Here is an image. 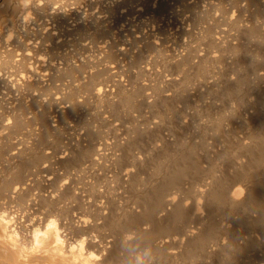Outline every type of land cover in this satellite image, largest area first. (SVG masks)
Masks as SVG:
<instances>
[{
  "label": "bare ground",
  "instance_id": "6f19581e",
  "mask_svg": "<svg viewBox=\"0 0 264 264\" xmlns=\"http://www.w3.org/2000/svg\"><path fill=\"white\" fill-rule=\"evenodd\" d=\"M61 1L62 0H0V86H3L7 91V94L5 91L4 94L1 92L2 96L0 97H5L3 96L5 94L7 95L6 97L9 95V100L6 99V102L8 100V105L0 102L1 110L4 109V111H0V264H128L130 259H135L136 253L133 252V249H136L138 246V250L142 251L143 248L149 244L152 253L151 257L147 260V264H262L259 260H264V24L259 21V18L264 16V0H228L231 3L230 7H236L238 13H235L236 16L234 12L231 15L222 16L224 17L221 23L222 26L224 21L228 26L230 25V27L235 28L234 30L238 37L251 39L248 45L245 46L242 45L243 43L241 44V42H243L242 38L240 44L230 41L229 37L235 38V36L230 35L231 31L229 30V33L228 28H220L221 30H219L217 34L208 32V34L205 35L204 33L202 37L200 36L201 38L199 37L200 42H206L210 47H215V50L216 48L219 49L223 47L231 49V55L229 53V56L224 55L225 53L223 54V52L227 50H223V52L216 50L214 54H211L212 51H210L211 53L208 51L210 55H202V53H204L202 51L201 54H197L195 49L196 45H189L191 44L192 35L189 34L191 36H188L187 33L185 34H187L188 38L191 37L189 38L191 40L188 41L189 44L187 47L184 45L186 49L185 54H183L184 49L182 55L180 54L181 57H179L178 54L175 56L173 53H170V50H165V52H169V55L166 58L163 55V58H165H162V60H164V65L171 72L179 73L181 78L175 77L169 71L171 75L164 81L165 85L167 87H174V89L177 88V90H175L174 93L170 90L171 92L168 93L167 91H163L164 86H161L160 89L163 88L162 92L157 91L155 96H151L152 92L147 93L148 90L151 91L153 89V86L149 84L150 78L148 81L149 83H143L140 78L141 82L137 81L135 85L132 84L134 87H131V90H124L125 86H122L124 83L120 80H116L114 77L116 68H114L115 70L113 71V67L107 65L108 62H106V66L103 65L104 67L100 66L102 67L101 69L98 67L95 69L93 62L86 56H84L86 57L85 59L79 58V60H75L76 58L73 56L74 58H72V60H75V63L72 62L71 57L69 58L67 53V56L64 54V50V53L63 51L60 52L59 47L63 49L65 46L67 47V44L71 46L75 45L76 47L77 44L81 46L80 44L83 43V41L80 43L78 37L80 35H85L87 32L90 33L93 31L92 34L94 35H91L94 36V38L97 37L95 35L103 34V39L109 31L112 32L111 29L108 30L109 25L107 27L104 24L106 21L103 23L104 26L101 22L95 23L94 20V24L88 25L82 23L84 22L83 16V21L79 18L81 23H76L79 20L73 8L71 10H74V12H71L76 14V25L67 23V20L69 21L67 14L73 15L70 12L68 13L72 4L70 1L72 0L68 1L71 3L69 5V10L66 11L64 9L67 14L62 10V6L66 8L67 5L64 7L65 1L63 0L64 4ZM83 1L84 0H80V2ZM98 1L100 2V0ZM119 1L121 2L122 0ZM126 1L127 0H125V4ZM138 1L136 3H138ZM245 1L246 4L253 5V7L255 6V11L252 12L253 14L251 13L252 15H248V17H243V14L245 15V13H243L245 9L243 8L245 6L247 7V5L244 6L242 2L245 3ZM95 2L98 3L96 0ZM103 2L106 4V1ZM167 2L166 0L160 1L159 6L157 8L156 6L155 8L153 7L154 11H152L155 14H159L163 9H168L169 5ZM239 2L241 4H239ZM150 3L149 6H151ZM187 3L186 8L192 6ZM222 3L226 5V2L222 1ZM92 4H94V7L97 6L95 3ZM120 4H124V2ZM197 4L199 3L194 4L197 10L196 14L194 12V15H196L194 19L197 21L205 18L210 11L215 13L218 6V4L214 6V3H212L211 6H209L210 8L208 6V8H204L199 6L200 4ZM88 5L89 7L91 6L90 4ZM145 5L146 3L143 8ZM72 6L74 5L72 4ZM107 6L109 5L107 4ZM124 6L125 5H123V7ZM126 6L125 8H127ZM138 6H136V8ZM99 7L101 6L99 5ZM130 7L133 8L131 5ZM114 8L116 9L115 5L112 8L113 12L115 11L113 10ZM121 8L118 9L120 10ZM138 8L135 15L138 11L140 12L142 10L141 6ZM221 8H219V10ZM86 9H83V11ZM90 9L91 8L86 11H90ZM182 9L181 11L184 10ZM119 10L117 11L118 13H120ZM131 10L130 8V11ZM170 10L171 9H169V11ZM176 10H174V12ZM187 10L186 12H188ZM190 10H193L192 7ZM99 11H101V8H99ZM231 11L229 12L231 13ZM107 12L105 11L106 14H111ZM109 12H111V10H109ZM125 12L124 14L128 16ZM132 12H134V10H132ZM145 12L149 14V11ZM217 12L218 9L216 13ZM220 12H218V14ZM106 14L104 16H107ZM78 15L80 16V14ZM145 15L147 16V13ZM182 15L184 16V13ZM191 15H193V11ZM220 15L217 19H219ZM183 16L180 14V17ZM115 17H117L116 14ZM109 18L112 22H114L113 19H116ZM133 18H131V20ZM136 18V21H138L139 16ZM163 18L160 19L163 21ZM169 18L167 19L169 20ZM178 18L177 21L182 19ZM189 18H191V16H189ZM211 18L212 16H210V19ZM71 19L73 18L71 17ZM99 19L95 20L99 21ZM175 19L176 18L173 20L175 21ZM214 19L217 20L216 17ZM101 20L103 19L101 18ZM119 21L123 22L122 19ZM133 21L135 20H132L131 24H133ZM192 21L194 22L193 19ZM211 21L209 20L210 23ZM30 24L36 25L37 28H33V26L30 27ZM120 24L122 25V23ZM152 24L154 23L152 22L151 25ZM195 24L196 23H194V26ZM50 25H52V27H50ZM115 25L113 27H115ZM144 25L148 26L149 24L144 23ZM171 25L173 26V22ZM171 25L169 24L170 28ZM111 26L112 23L110 27ZM216 26L213 27L216 29ZM145 27L142 28L144 29ZM164 27L166 29V26ZM133 28L131 29L133 30ZM206 28L209 29L208 26ZM137 29L139 30V28ZM171 29H173V27ZM124 30H126V28ZM62 32L68 34V36L72 34H78L79 36L77 37L78 39L72 37L68 39V41H61L60 37H62ZM116 32H118V30H116ZM122 32H120V34H122ZM155 32H158V30ZM183 32L184 30H182V33ZM190 32H192V30ZM203 32L205 31L203 30ZM113 33L114 32L111 34ZM132 34L134 33H131V36H133ZM135 34L137 35L140 33ZM144 34L147 35L148 33L143 32V35ZM198 34L199 33L196 32L194 35L197 37ZM88 35H86V37ZM174 35H176V33ZM115 36L118 38L121 35ZM127 36L123 35L124 38L126 37L125 39H127ZM182 36L185 38L184 36L186 35ZM86 37L83 38L87 39ZM150 38L152 39L153 37ZM170 38H173V36ZM223 38L229 39L228 42L223 40ZM37 40H39V42ZM81 40L83 39L81 38ZM121 40L120 42L122 43L124 40ZM145 40H147L146 37ZM163 40H165V38H163ZM196 40H198V38ZM238 40L239 39H237V41ZM95 41L100 43L102 40L98 42L96 39ZM180 41L181 40L178 42L180 43ZM93 42L92 44H94ZM111 42L113 43V41ZM140 42H142V40H139V43ZM193 42H195V40H192V43ZM64 43L67 44L62 47ZM146 43L147 45L144 46L148 47V52L149 49L151 51V49L157 48V43L153 40L149 39ZM175 43L177 42H174L172 45L175 46ZM206 44L204 45L207 48L208 45L206 46ZM134 45L137 44L134 43ZM204 45L202 44L200 46L202 47ZM108 46L113 45L110 44ZM145 47L143 49L147 51ZM178 47L181 49L183 48L180 45ZM73 48L75 49L74 46ZM87 48H85V50ZM130 48L129 50H131ZM99 49L102 51L101 48H98L97 51H100ZM115 49L117 50L116 47ZM169 49H171V47ZM162 50L164 51V49ZM78 51L80 50L78 49ZM82 51L83 50H81V52ZM110 51H106L108 59H113L116 55V57H121L118 56V54L124 55L125 58V55L128 54L123 48H118L117 53H112V51L110 53ZM155 51L151 52L155 55L154 57H157L156 54H154ZM198 52H200V50ZM82 53L84 54V52ZM129 53L131 56L132 53ZM161 54H159L158 57H160ZM92 55L96 54H91V58L95 57ZM141 55L142 52L140 51L138 54L135 53V60H139L138 58H140ZM144 57L147 58L150 56ZM194 57L202 62L204 61L205 64L210 62V65L207 64L205 67L202 66L201 69V65L197 64V62H193ZM58 59L61 62L57 63ZM98 59L99 58H97V61H99ZM206 59H209V62L205 61ZM141 60L143 59L140 58V61ZM149 60L147 59V61ZM152 60L155 61L153 58ZM147 61L145 60V63ZM127 62L131 64L129 60ZM120 63H123L122 60ZM162 63L163 62H161V64ZM135 64H137V62H135ZM119 65L120 64H117V67ZM135 66L131 68L132 71L138 68L137 65ZM144 66L146 65L143 64V68L140 69V72L148 73V67L150 65H148L147 68ZM162 66L161 68H163ZM155 67L158 66L155 65ZM155 67L153 69H155ZM128 68L130 69V66ZM168 69H166V71ZM119 70L118 72H120ZM128 71L130 70L127 69L126 74ZM162 71H164V69ZM140 72L137 71L138 75ZM197 72L201 75L209 76L208 78H210V76L214 78V81L207 85V90L209 92L206 91L211 94L214 101L202 100L205 90L203 91L201 87L202 84H205L203 83L204 81H197L200 80L202 76L198 75L200 78L196 80L194 84L195 87H190V79L193 78V80H195L194 76ZM120 74H118V76H120ZM130 74L131 71L129 72V75ZM163 74H166L165 71ZM149 75H145L144 78L146 79V76ZM158 75L156 74L157 80L159 79L157 78ZM11 76L15 78H10ZM67 78L71 80L65 81L67 84L65 82L63 83ZM208 78L207 80L209 83ZM151 81L154 82V80ZM108 82L112 83H110V88L108 87ZM106 83L108 85H106ZM62 86L66 87L65 92L63 91L64 89H60L62 92L59 91V88ZM127 86L129 85L126 84V87ZM14 88L16 92H19L17 96L14 95L15 97L12 91ZM1 91H3V89ZM80 93H84L83 96L86 95L85 100L81 97L82 95H80V98L78 97ZM138 95L140 96V105L142 104L155 110L156 113L161 116L160 120L157 118L159 120L157 121V119L154 118L156 122H154L152 126H149L146 121L147 127H142L141 125V127L138 125L135 127L134 125L131 132L129 131L131 135H125L126 137L121 136L124 138L118 137L119 139L121 138V140L123 139L122 141L120 140V142L119 139H115L117 136L114 137L112 135H117L115 132L117 129H109L112 130L113 133L111 134L112 137L108 136V139L114 138L116 143L111 139L114 144L109 142L110 140H107L105 133L101 131L102 129L99 130L101 127H99L98 130L96 129L99 124L95 123L107 124L112 122V120L103 117V114L99 113L100 109L99 111L91 113H88L90 111L87 112V110H85L86 113H84L80 109L84 103L87 104L86 102L91 100L95 105L105 106L110 109L109 111L114 112L117 111L121 105L124 104L123 106H126L125 103L127 102L130 104L129 101L134 100ZM205 96L206 95H204V98ZM81 98L84 101H81ZM66 103L68 105H66ZM180 103H184L183 106L186 105L185 108H187V105H194L196 117L202 115H212L213 117L211 116L212 119L210 121L199 124V130L197 129L199 132L198 135H193L194 137L191 136L184 139L178 137L180 142L179 144H175L176 142L170 141L163 135L162 129L164 127L173 128L181 135L184 131H191L190 128L194 126V122L193 125L188 122L187 119L191 117L189 116V118H186L184 114V110L186 109L181 107L182 105ZM62 104L66 106L60 107ZM89 104L91 103L89 102ZM179 104L181 106H179ZM133 107L130 108L132 109ZM100 108L102 110L104 107L102 108L100 106ZM140 109L141 108H139V111ZM142 110H144V107ZM146 110H144V112ZM53 112H56L60 116L57 115L59 121L61 117L65 118L73 115L70 117L72 119L75 116V119H73L74 124L63 126V128L62 126L60 128L59 125H54L56 122L52 120ZM105 112L106 110L104 111V115ZM132 112L134 113L133 110ZM133 113L132 117H134L133 115L136 112ZM120 114L121 113L118 115ZM128 114L130 115L129 109ZM149 114H152V112ZM137 115H135V117ZM144 117L147 118L145 114ZM69 119L67 122H69ZM141 119L142 117L139 118V120ZM154 119L152 120L154 121ZM199 119H201V117H199ZM147 120L149 121L150 118ZM193 120L197 121V118ZM52 121L55 123L53 124ZM117 121L119 120L117 119ZM36 126H39V128L35 129ZM79 126L84 129V134L82 136L80 134L81 132L77 129ZM113 126H110V128H113ZM115 126L114 128H117L119 124L117 127ZM102 127L103 129H108L104 128L103 125ZM118 128L120 130V127ZM75 130L80 132L76 135L79 136L80 134V137L75 139H73L75 136L73 138L71 137V139L66 137L68 141L63 145L61 140L62 137H65L64 134L73 133ZM109 130H107L108 135L111 132ZM165 134H167V132H165ZM186 134H188V132ZM27 135L33 136L32 139L30 138L32 142L28 141V137V143L23 142V140L26 141V139L23 138L24 136L26 138ZM49 136L51 137L50 140L48 139L50 143L54 145L55 148H58L56 149L57 151H53L54 153L48 151L50 150V146L48 149L46 148L47 146L42 148L44 147L42 142L50 138ZM207 137H210L213 143H218L219 146H208L205 142ZM66 138H64V140ZM48 140L46 142H48ZM148 141H153V143L147 144ZM39 142L43 146L39 145ZM173 144L174 146H171ZM111 147L117 148L119 154L116 153L117 155L114 158L112 157L114 155L110 153L112 156L109 157H112L113 160L111 159V163L107 164L108 162H105L106 160L109 161V157H106V149ZM136 148H141L145 151L146 154L144 155L143 153L144 157L135 154L136 152L134 151H136ZM139 150L140 149H138V151ZM142 150L140 152H142ZM109 151L110 149H108V155ZM105 158L107 159L105 160ZM47 162L49 164H46ZM54 164L58 165L60 168H65L68 172V176L63 178L59 174V181H57L58 178L55 179V176L52 177L50 174H53V172L50 173V170ZM58 171L59 170L56 172ZM61 172L63 173V171ZM65 175L66 174H64V176ZM60 178L63 179L61 180ZM57 183L58 185H56ZM50 186H53L54 190L51 189L52 191H48V187L50 188ZM102 229H107L110 233L107 232L106 234ZM133 232L135 233L134 240L127 241L124 239L125 233Z\"/></svg>",
  "mask_w": 264,
  "mask_h": 264
},
{
  "label": "rangeland",
  "instance_id": "374dc122",
  "mask_svg": "<svg viewBox=\"0 0 264 264\" xmlns=\"http://www.w3.org/2000/svg\"><path fill=\"white\" fill-rule=\"evenodd\" d=\"M64 1H65V5H64V7H65L66 5H67V6H66V8H63V6H62V10H63V11H64V9H65L66 11L69 10V7H70L69 5L72 3V4L75 6V3L77 2V3H76V6H75L76 9H77V11H76L75 7L72 6V4H71V7H70V10L68 11V13L70 12V13H72L74 16H73V15H70V14H67V12L64 11V13L66 12L67 17L69 18V21L67 20V23H69V24H71V25H72V24H73V25H74V24L76 25V23H78V22L81 23L80 19H81L82 21H83V19H84V22H82V23H85V24H88V25H92V23H93L94 21H95V23L101 22L102 24L106 21V23H104V24H105L107 27H108V25H109L108 30L111 29V31L114 32V33L111 34L112 32L109 31V33H107V34L105 35L106 37H104V39H103V36H102L103 34L95 35V36H97V37H99V36H100V37H99V38H97V37L94 38V36H92V35H94V34H92L93 31H91L90 33L87 32V33H85V35H80V36H79L78 34H72V35H69V36H68V34H65V33L62 32V33H63V34L61 33V36H62V37H60V40H61V41H64V40L68 41V39H70V38H72V37L77 38V37L79 36L78 38L80 39V43H81L82 41H83V43L80 44L81 46H78L79 44H77V47H76L75 45H73V46L75 47V49L73 48V46H71V45H69V44H67V43H64V45H62V47H64L66 44H67V47L65 46L66 48L64 47L63 49H62L61 47H59L60 52H62V51L64 50L65 53H64V51H63V53H64L65 55H66V53H67L68 57H69V58L71 57V60H72V58H74V57L76 58L75 60H77V59L79 60V58L85 59L86 57H87L88 59L90 58L91 62H93V65L95 66V69H97V67H98L99 69H101L102 67L106 66V64H107L106 62H108L107 65H108V66H112V67H113V69H112L113 71L115 70L114 68H116V70L114 71V77H115L116 80H120L122 83H124V84H122V86H125V89H124V87H123L124 90H131V89L134 87L133 85H135L137 81H139V82L142 81L143 83H147V82L149 81V78H150V81H149L150 83H149V82H148V83L151 84V85L153 86V89H152L151 91L148 90L147 93H151V92H152V93H151L152 95L150 94L151 96H155V95H156L155 93H157V91H158V92H162V89H163V88H164L163 91H167L168 93H170L171 91L174 93L175 90H177V88L174 89V87H167V86L165 85V82H164V81H166V80L168 79V77H170V75H171V74H170L171 71H170V70L164 65V60H162L163 55H164L165 58L169 55V52H165V50H166V51L170 50V53H173L175 56H177V54H178V56L181 57V55H182V53H183V49H184V53H183V54L186 53V49H185L184 47H185V46L187 47V45L189 44L188 41H190V40L192 39L193 41L195 40L196 43L193 42V43H194V44H193V43H192V40H191V41H190L191 44H189V45H192V46L196 45V46H195V49H196V53H197V54H201V51H202V52H204V53H202V55H210V54H209L210 51H212V53L210 52L211 54H214L216 50H218V51H220V52H223V50H224V51L227 50L226 52H223V54L225 53L224 55L229 56L228 53H229L230 55L232 54L231 49H229V48H224V47H223V48H219V49L216 48V50H215V47H212V46L210 47V45L206 44V42H203V41L200 42V40H199V37H200V36L202 37V36L204 35V33H205V35L208 34V32H209V33L212 32V33H216V34H217V33L219 32V30H221L222 28H224V29H227V28H228V31H229V30L231 31V34H230V35H231V36H235V38H234V37H229V38H230V41H232V42H234V43H238V44H240V42H241V38H242V41H243V42H241V44L243 43L242 45H245V46H246V45L249 44V41L251 40V39H248V38L245 39V37H240V36L238 37V35H236V34H237L236 31L234 30L235 28H234V27H233V28L230 27V25L228 26L227 24H225L224 21H223V26H225V25H227V26H225V27L222 26L221 23H222V20H223V18H224V17H222V16H225V15H226V16H227V15H231L233 12H234V15L236 16L235 13H238L236 7H233V8L230 7V6H231V3H230L228 0H225V1L222 0L223 2H226V5H225V3H224V5H223V3H222L221 0H219V1H218V0H217V1H215V0H211L212 2L209 1V0H207V1H206V0H203V1H202V0H196V1H195V0H192V1H191V0H185V2H184V0H182V1L180 0V2H179V0H176V1H175V0H174V1H173V0H166V1H168L167 4L169 5V7H170V5H171L172 8H171V7H170V8L168 7V9L165 8V9H167V10L163 9L161 12H159V14H158V13L155 14V13L153 12V11H154L153 9L155 8V6H156V8H157V7L159 6L160 1H163V0H159V1H157V0H154V1H153V0H145V1H144V0H140V1H138V0H137L138 3H139V6L142 7V10H141L140 12L138 11V13H136V15H135V12H137V8L139 7V6H138V3H136V2H137L136 0H132V1H131V0H127V1H126V4H125V0H124V1H123V0L121 1L122 3L124 2V4H120L121 2H120L119 0H116V2H115V0H112V1H110V0H100V2H99L98 0H96L98 3H96L95 0H84L83 2H80V0H77V1L72 0V1H70L71 3L68 2L69 0H64ZM64 1L62 0L61 2L63 3ZM81 1H82V0H81ZM85 1H86V2H85ZM90 1H93V2H90ZM103 1H106V4H105V2H103ZM108 1H109V2H108ZM128 1H129V5H128ZM130 1H131V2H130ZM142 1H143V3H142ZM147 1H150L151 3L153 2V3H152L153 5H152L150 2H147ZM164 1H165V0H164ZM172 1H173V2H172ZM186 1H187L188 3H187ZM198 1H199V2H198ZM241 1H244V0H241ZM241 1H240V2H241ZM67 2H68L69 4H68ZM78 2H79L80 4H79ZM84 2H85V3H84ZM101 2H102V3H101ZM119 2H120V3H119ZM140 2H141V3H140ZM170 2H171V3H170ZM177 2H179L180 4L177 3ZM189 2H190V4H189ZM193 2H195V3H193ZM200 2H202V3H200ZM219 2H221V3H219ZM240 2H239V4H241ZM81 3H82V4H81ZM92 3H95V5H97V6L94 7V4H92ZM118 3H119V4H118ZM130 3H131V4H130ZM135 3H136V4H135ZM145 3H146V5H147V3H148V5H147L148 7L145 5L146 8L144 7V8H145V9H144L143 6H144ZM149 3H150L151 6H149ZM173 3H174V5H175V4H179V5H175V7H174ZM181 3H182V5H185V6H182ZM184 3H185V4H184ZM186 3H187L188 5H192L191 7H192V9H193V10H192V11H193V15H194V12H195V14L197 13V10H196L195 5H194V4H196V3H199L200 5H199V4H197V5L202 6V7H204V8H208L209 6H211L212 3H214V4H213L214 6H217V4L219 3L218 6H217L218 12H220L221 9H222L223 11L221 10V12H220L219 14H218V12L216 13L217 9L215 10V13L210 11L211 13L209 12V13H207V15H206V16H209V17H206V16H205V18H202V20L200 19L201 21H200V20L197 21V20L194 19V17H195L196 15H194V16L191 15V14H192V11L190 10L191 7L186 8ZM206 3H207V4H206ZM209 3H210V4H209ZM63 4H64V3H63ZM63 4H62V5H63ZM85 4H86V5H85ZM88 4H90V5L92 4V5L89 7ZM104 4H105V5H104ZM107 4H108L109 6H107ZM110 4H111V6H110ZM132 4H133V5H132ZM140 4H141V5H140ZM201 4H202V5H201ZM221 4H222V5H221ZM228 4H229V5H228ZM242 4H244V6L247 5V7L245 6V7L243 8V9H245V10L247 11V12H246V11L244 10L243 13H245V15L243 14V17H245V16L248 17V15H249V16L252 15V14H253L252 12L255 11V6L253 7V5H248V4H246V1H245V3L242 2ZM87 5H88V6H87ZM99 5H100L101 7H99ZM102 5H103V6H102ZM114 5H115L116 9L122 7L120 10L118 9L120 13H118V12H117L118 10H116L115 8H114L113 10H115L116 13H115V11H114V12L112 11V8L114 7ZM117 5H118V6H117ZM123 5H125V6L127 5V6H126L127 8H125V6L123 7ZM130 5L133 6V8L130 7ZM219 5H221V6H219ZM227 5H228V7H227ZM57 6H58V5H57ZM81 6H83V7H85V8H83V7H81ZM92 6H93V9H92ZM106 6H107V7H106ZM136 6H138V7L136 8ZM181 6H182L183 9L185 10V12H184V10L182 9ZM193 6H194V7H193ZM205 6H206V7H205ZM207 6H208V7H207ZM222 6H223V7H222ZM225 6H226V7H225ZM232 6H233V5H232ZM67 7H68V8H67ZM88 7L91 8L92 10L90 9V11H86L87 9L89 10ZM104 7L107 8V9H109V10H111V12H109V10L105 9ZM108 7H110V8H108ZM111 7H112V8H111ZM117 7H118V8H117ZM151 7H152V8H151ZM153 7H154V8H153ZM173 7H174V8H173ZM184 7H185V8H184ZM221 7H222V8H221ZM249 7H250V8H249ZM252 7H253V8H252ZM72 8L75 10V13L77 14L76 17L78 18L79 21H77V18L75 17L76 14L73 13L74 10H71ZM86 8H87V9H86ZM94 8H95V9H94ZM99 8H101V11H102V12L99 11ZM103 8H104V9H103ZM130 8H131L132 10H134V12H132V10L130 11ZM150 8H151V10H150ZM209 8H210V7H209ZM219 8H221V9L219 10ZM223 8H224V9H223ZM246 8H247V9H246ZM83 9H86V10L83 11ZM102 9H103V10H102ZM127 9H128V12H127ZM135 9H136V10H135ZM138 9H139V8H138ZM147 9H148V10H147ZM169 9H171V10L169 11ZM176 9H177V10H176ZM179 9H180V10H179ZM181 9H182L183 11H181ZM187 9H189V10H187ZM227 9H228V10H227ZM229 9H230V10H229ZM248 9H249V10H248ZM62 10H61V11H62ZM143 10H144V11H143ZM152 10H153V11H152ZM172 10H173V12H172ZM174 10H176L175 12H178V13H175ZM186 10H187L188 12H186ZM231 10H232V11H231ZM234 10H236V11H234ZM250 10H251V12H250ZM252 10H253V11H252ZM63 11H62V12H63ZM71 11H73V12H71ZM85 11H86V12H85ZM91 11H93V12H91ZM95 11H96L97 14L95 13ZM105 11H106V12L108 11L107 13H111V14H106ZM125 11H126V12H125ZM129 11H130V12H129ZM145 11H149V14H148V12H145ZM163 11H164V12H163ZM224 11H226V12H224ZM229 11H231V13H230ZM77 12H78V13H77ZM87 12H89L90 14L87 13ZM100 12H101V13H100ZM103 12H104L107 16H104L105 14H104ZM112 12H113L114 15L112 14ZM121 12H122V13H121ZM124 12H125L128 16H126V15L124 14ZM165 12H166V13H165ZM170 12L172 13V15H171ZM82 13H85V14H82ZM99 13H100V14H99ZM131 13H134V14H131ZM141 13H142V14H141ZM146 13H147V16L145 15ZM160 13H164V14H160ZM169 13H170V16H169ZM173 13L176 14V17H175V14H173ZM179 13L181 14V16H183L182 14L184 13V16H183V17H180V14H179ZM189 13H191V14H189ZM226 13H227V14H226ZM251 13H252V14H251ZM78 14H80V16H79ZM93 14L96 15V16H94ZM102 14H103V15H102ZM115 14H116L117 17H115ZM129 14H131V15H129ZM139 14H140L141 16H140ZM215 14H216V15H215ZM220 14H222V15H220ZM68 15H69V16H68ZM85 15H86V16H85ZM89 15H90V16L92 15V16H91L92 18H91ZM108 15H110V16H108ZM112 15H113V16H112ZM118 15H119V16H118ZM137 15L139 16L138 21H136V20H137L136 17H138ZM150 15H151V17H150ZM178 15H179V16H178ZM186 15H188V16H186ZM214 15H215L216 19H217L218 16L220 15L219 19L215 20V19H214V18H215ZM70 16H71L73 19H71ZM83 16H84V18L82 19ZM93 16H94V17H93ZM120 16H121V17H120ZM129 16H132V17H129ZM144 16H145V18H144ZM153 16H154V17H153ZM157 16H158V17H157ZM159 16H160V17H159ZM167 16H168V17H167ZM189 16H191V18H189ZM210 16H212L211 19H210ZM74 17H75L76 19H75ZM87 17H88V18H87ZM107 17H108V18H107ZM109 17H111V19H113V18H116V19H115V20L113 19L114 22H112V21L110 20ZM122 17L125 18V19H123ZM126 17H127V18H126ZM133 17H134V18H133ZM148 17H149V18H148ZM163 17H164V18H163ZM166 17H167V18L170 17L169 20H168ZM178 17H179V18H182L183 20L180 19V20L177 21V18H178ZM187 17H188V18H187ZM263 17H264V16H262V18H259V19H260L259 21H260L262 24H264V21H262V20H264ZM79 18H80V19H79ZM89 18H91L92 20L89 19ZM93 18H94V19H93ZM99 18H100V19H99ZM101 18H102L103 20H101ZM105 18H106V19H105ZM118 18H119V19H118ZM131 18H133L132 20H135V21H133V24H131V22H132ZM141 18H142V19H141ZM156 18H158V19H156ZM160 18H161V19L163 18V21H162ZM174 18H176L175 21L173 20ZM179 18H178V19H179ZM95 19H96V20L99 19V21H96ZM120 19H122L123 22L119 21ZM148 19H149V21H148ZM153 19H154V21H153ZM192 19L194 20V22L192 21ZM203 19H204V20H203ZM261 19H262V20H261ZM74 20H75V21H74ZM88 20H91V21H88ZM93 20H94V21H93ZM107 20H108V21H107ZM116 20H117L118 22H117ZM124 20H125L126 22H125ZM156 20H157V21H156ZM167 20H168V21H167ZM187 20H188V21H187ZM190 20L192 21L191 24H190V22H191ZM209 20H210V21L212 20L211 23L209 22ZM220 20H221V21H220ZM72 21H73V22H72ZM76 21H77V22H76ZM85 21H86V22H85ZM87 21H88V22H87ZM143 21H144V22H143ZM176 21H177V22H176ZM179 21H180V22L182 21L181 24H184V25H181ZM195 21H196V22H195ZM204 21H206V22H204ZM207 21H208V22H207ZM71 22H72V23H71ZM75 22H76V23H75ZM109 22H110V24H109ZM124 22H125V23H124ZM139 22H140L141 25L139 24ZM150 22H151V23L153 22L154 24L151 25ZM161 22H162V23H161ZM172 22H173V26L171 25ZM185 22H186V23H185ZM197 22H198V23H197ZM219 22H220V23H219ZM89 23H90V24H89ZM111 23H112V26L110 27ZM118 23H119V24H118ZM120 23H122V25H121ZM123 23H124V24H123ZM128 23L131 24V25H129ZM136 23H137V25H136ZM142 23H143V24H142ZM144 23H145V24H149V25H148V26H147V25H144ZM155 23H157V24H155ZM159 23H160V24H159ZM163 23H164V25H163ZM187 23H188V24H187ZM194 23H196L199 27H198L196 24H195V26H196V27H195V26H194ZM203 23H204V24H203ZM206 23H207V24H206ZM209 23H210V24H209ZM213 23H214V24H213ZM31 24H32V23H31ZM31 24H30V27L33 26V28H34V27L37 28L36 25H31ZM93 24H94V23H93ZM104 24H103V26H104ZM115 24H116V25H115ZM158 24H159V25H158ZM161 24H162L163 26H162ZM166 24H167V25H166ZM169 24L171 25V28L173 27V29L170 28ZM175 24H178V25H175ZM199 24H200V25H199ZM201 24H202V25H201ZM215 24H216L217 26H219V27H217ZM218 24H219V25H218ZM114 25H115V27H113ZM127 25H128V26H127ZM133 25H134V26H133ZM138 25H139V26H138ZM143 25H144V26H143ZM150 25H151L152 27H151ZM156 25H157V26H156ZM174 25H175V26H174ZM211 25H212V26H211ZM106 26H105V27H106ZM117 26H119L120 28L117 27ZM123 26H124V27H123ZM132 26H133L134 28H133ZM145 26H146V27H145ZM164 26H166V29H165ZM176 26H177V27H176ZM180 26H182V27H180ZM200 26H201V27H200ZM204 26H205V27H204ZM207 26H208L209 29L206 28ZM213 26H214V27L216 26V29H215ZM50 27H52V25H50ZM121 27H122V28H121ZM130 27L133 28V30H132ZM136 27L139 28V30H138ZM140 27H141V28H142V27H145L144 29L142 28V32H141V28H140ZM150 27H151V28H150ZM156 27H157V29H156ZM158 27H159V28H158ZM187 27H188V28H187ZM212 27H213V28H212ZM113 28H114V29H113ZM115 28H116V29H115ZM125 28H126V30H124ZM146 28L149 30V32H148V30H147ZM191 28H192V29H191ZM196 28H197V29H196ZM202 28H203V29H202ZM204 28H205V29H204ZM210 28H211V30H214V31H211ZM218 28H219V29H218ZM220 28H221V29H220ZM229 28H230V29H229ZM127 29H128V30H127ZM136 29H137V30H136ZM162 29H163V30H162ZM193 29H194V30H193ZM198 29H199V30H198ZM200 29H201V30H200ZM206 29H207V30H206ZM231 29L233 30V33H232V30H231ZM114 30H115V31H114ZM116 30H118V32H116ZM157 30H158V32H155V31H157ZM169 30H170V31H169ZM174 30H175V31H174ZM180 30H181V31H180ZM182 30H184L183 33H182ZM191 30H192V32H190ZM203 30H204L205 32H203ZM122 31H124L125 33L122 32ZM127 31H128V32H127ZM129 31H130V33H129ZM131 31H132V32H131ZM134 31H135V32H134ZM137 31H138V32H137ZM139 31H140V32H139ZM150 31H151V33H150ZM153 31H154V32H153ZM173 31L176 33V35H174L175 33H174ZM176 31H177V32H176ZM230 31H229V33H230ZM234 31H235V34H234ZM120 32H122V34H123L124 36H127V35L129 34V35L127 36V39H125L126 37L124 38L123 35L120 34ZM143 32H144V33H148V34H147V35H148V38H147V35H146V34L143 35ZM152 32H153V33H152ZM162 32H164V33H162ZM165 32H167V33H165ZM169 32H170V34H169ZM196 32L199 33V34L197 35V37H196V35H194V34H196ZM131 33H134V34H135V33H140V34H137V35L135 34L136 36H135L134 34H132L133 36H131ZM177 33H179V34H177ZM185 33H187L188 36H191V35H192V36H191L192 38L189 37V38H191V39H189L188 36H187V34H185ZM201 33H203V34H201ZM88 34H90V35H88ZM91 34H92V35H91ZM125 34H126V35H125ZM154 34H155V35H154ZM163 34H164V35H163ZM172 34H173V35H172ZM189 34H191V35H189ZM232 34H234V35H232ZM66 35H67L68 37H67ZM74 35H75V36H74ZM76 35H77V36H76ZM86 35H88V36L86 37ZM109 35H111V36H109ZM115 35H117V36H118V35H121V36H119L118 38H116ZM141 35H142V36H141ZM145 35H146V36H145ZM149 35H151V36H149ZM152 35H153V36H152ZM157 35H158V36H157ZM160 35H161V36H166V35H168V36H166V37H161ZM169 35H170V37L173 36V38H170ZM171 35H172V36H171ZM177 35H178V36H177ZM179 35H180V36H179ZM182 35H186V36H184L185 38H183ZM222 35H223V34H222ZM222 35H221V36H222ZM89 36H92V37H89ZM130 36H131V37H130ZM134 36H135V37H134ZM144 36L146 37L147 40H145V37H144ZM219 36H220V34H219ZM83 37H84V38L86 37L87 39H84ZM88 37L91 38L92 40L89 39ZM114 37H115V38H114ZM132 37H133V38H132ZM150 37H153V38L151 39ZM177 37H178V38H177ZM201 37H200V38H201ZM78 38H77V39H78ZM81 38H82L83 40H81ZM136 38H137V39H136ZM139 38H141V39H139ZM163 38H165V40H163ZM169 38H170L171 40H170ZM182 38H183V40H182ZM187 38H188V39H187ZM193 38H195V39H193ZM197 38H198V40H196ZM226 38H227V37H226ZM226 38H223V40H225V41L228 42L229 39L227 40ZM233 38H234L235 41L233 40ZM62 39H63V40H62ZM94 39H95V40L97 39L98 42H100L101 40H102V41H101L100 43H97ZM108 39H110L111 41H113V43H112L110 40H108ZM116 39L118 40V42H117ZM121 39H123L124 41L121 40ZM128 39H129V40H128ZM149 39H150V40H153L154 42L157 43V48H161V49H157V48H155V49H151V51H155V50H156V51L154 52V54H156L157 57H154L155 55L152 54V52L150 51V49H149V52H148V47H145V46L147 45L146 42L149 41ZM159 39H160V40H159ZM161 39H162V40H161ZM168 39H169V41H168ZM173 39H174L175 41H174ZM178 39L181 40L180 43L178 42V41H179ZM184 39H185V40H184ZM237 39H239V40L237 41ZM35 40H36V39H35ZM89 40H91V41H89ZM99 40H100V41H99ZM104 40H105V41H104ZM120 40L123 41V42L121 43ZM131 40H132V41H131ZM139 40H142V42L139 43ZM177 40H178V41H177ZM244 40H245L246 43L244 42ZM37 41L39 42V40H37ZM87 41H88V42H87ZM93 41H95L96 43L93 42ZM107 41H108V42H107ZM126 41H129V42H126ZM136 41H138V42H136ZM165 41H166V42H165ZM170 41L173 42V43H171ZM183 41H184V42H183ZM197 41H198V42H197ZM236 41H237V42H236ZM247 41H248V42H247ZM90 42H91V43H90ZM92 42H93L94 44H92ZM103 42H104V43H103ZM109 42H110V43H109ZM114 42H115V44H114ZM119 42H120V43H119ZM124 42H125V43H124ZM132 42H133V45H134V43H135V44H137V45H139V46L134 45V46H135V47H134V46L132 45ZM159 42H160V43H159ZM163 42H164V44H163ZM169 42H170V43H169ZM174 42H177V43H175V46L172 45V44H174ZM85 43H86V44H85ZM87 43H88V44H87ZM128 43H129V45H128ZM158 43H159V44H158ZM161 43L163 44V46H162ZM183 43H184V44H183ZM200 43H201V44H200ZM244 43H245V44H244ZM98 44H99V45H98ZM102 44H103V45H102ZM110 44H112L114 47H113V46H108V45H110ZM125 44H127V45H125ZM177 44H178V45H177ZM181 44H182V45H181ZM202 44H203V45L206 44V46L208 45V47L206 48L205 45L201 47L200 45H202ZM89 45H90V47H89ZM95 45H96V46H95ZM117 45H119V46H117ZM122 45H123L124 47H123ZM144 45H145V46H144ZM164 45H165V46H164ZM171 45H172V46H171ZM179 45L182 46L183 48L181 49L180 47H178ZM184 45H185V46H184ZM198 45H199V46H198ZM68 46H69V47H68ZM87 46H88V48H87ZM93 46H95V47H93ZM158 46H159V47H158ZM161 46H162L163 48H162ZM176 46H177V47H176ZM71 47H72V48H71ZM78 47H79V48H78ZM83 47H84V48H83ZM91 47H92V48H91ZM97 47L102 49V51L99 49L102 53H101L100 51H97V49H98ZM103 47H104V48H103ZM109 47H110V48H109ZM115 47L117 48V50L115 49ZM125 47H126V48H125ZM130 47H131V48H130ZM133 47H134V48H133ZM138 47H139V48H138ZM144 47L146 48L147 51H145V49H143ZM168 47H169V48L171 47V49H169ZM172 47H173V48H172ZM197 47H198V48H197ZM209 47H210V48H209ZM85 48H87V49L85 50ZM111 48H112V49H111ZM118 48H119V49H120V48H123L124 50H126V53H128V54L125 55V58H124V55H121V54L119 55V54H118V56H121V57H116V56H117V55H116L115 58H113V59H115V60H113V59H111V58L108 59V57L106 56V51H110V50H111L112 53H117V52H118ZM129 48H130L131 50H129ZM132 48H133V49H132ZM135 48H136V50H135ZM140 48L142 49V51H141ZM165 48H166V49H165ZM177 48H178V49H177ZM199 48H200V49H199ZM61 49H62V50H61ZM65 49H68L69 51H68V50H65ZM72 49H74V50H72ZM78 49H79L80 51H78ZM92 49H93V50L95 49L96 51L94 50V52H93ZM103 49H104V50H103ZM107 49H110V50H107ZM114 49H115V50H114ZM138 49H139V50H138ZM162 49H164V51H163ZM175 49H176V51H175ZM180 49H181V50H180ZM205 49H206V50H205ZM211 49H212V50H211ZM81 50H83L82 52H84V54L81 52ZM88 50H89L90 52H91V51L93 52V53L91 52V54H96V55H92V56H95V57L91 58V56H90L91 54H90V52H89ZM133 50H135V51H133ZM137 50H138V52H137ZM157 50H158V51H157ZM160 50H161V52H160ZM171 50H172V51H171ZM173 50H174V52H173ZM199 50H200V52H198ZM213 50H214V51H213ZM66 51H67V52H66ZM75 51H77L78 53L75 52ZM86 51H87L88 53H87ZM111 51H110V53H111ZM139 51L142 52V55H141L140 58L143 59V60L140 61V58H138L139 60L136 61L135 58H134L136 55L134 56V54H135V53L138 54ZM179 51H180V52H179ZM208 51H209V52H208ZM70 52H72V53H70ZM79 52H80V53H79ZM96 52H97V53H96ZM129 52L132 53L131 56H130V53H129ZM133 52H135V53H133ZM143 52H145V53H143ZM147 52H148V53H147ZM178 52H179V53H178ZM207 52H208V53H207ZM220 52H219V53H220ZM230 52H231V53H230ZM262 52H263V51H262ZM69 53H70L71 55H70ZM98 53L100 54V57H99V54H98ZM157 53H158V54H157ZM161 53H162V54H161ZM216 53H218V52H216ZM76 54H77V55H76ZM78 54H79V56H78ZM80 54H81V55H80ZM89 54H90V55H89ZM102 54H103L104 58H103ZM143 54H144V55H143ZM147 54H148L150 57H147V58L144 57V56H148ZM159 54H161L160 57H158ZM180 54H181V55H180ZM67 55H66V56H67ZM82 55H83V56H82ZM127 55H128V57H127ZM151 55H152V56H151ZM73 56H74V57H73ZM81 56H82V57H81ZM84 56H86V57H84ZM88 56H90V57H88ZM101 56H102L103 59L101 58ZM77 57H78V58H77ZM83 57H84V58H83ZM96 57L99 58V59H98L99 61H97V58H96ZM143 57H144V58H143ZM151 57H152L153 59H155V61L152 60ZM45 58H47V57H45ZM106 58H107V59H106ZM126 58H127V59H126ZM129 58H130V59H129ZM150 58H151V59H150ZM165 58H163V59H165ZM177 58H178V57H177ZM93 59H94V60H93ZM95 59H96V60H95ZM100 59H101L103 62H102ZM118 59H119V60L121 59L122 62H123L124 64H126V65H127V63H128L127 61L129 60V62H131V64L128 63V65L126 66V65H124L123 63H120L121 60L119 61ZM131 59H132V60H131ZM136 59H137V58H136ZM144 59H145L146 61H147V59H148V60L150 59L151 61L149 60L150 62L147 61V62L145 63V60H144ZM156 59H157V60H156ZM160 59H161V60H160ZM75 60H72V62H75ZM105 60H106V61H105ZM193 60H194V61H193L194 63L197 62V64L201 65V67L199 66L201 69H202V66L205 67V66H207V64L210 65L209 59H208V60H207V59L205 60V61L209 62V63H206V64H205L204 61L202 62V61H200L199 59H197V58H195V57H194ZM100 61H101V62H100ZM110 61H111V62H110ZM113 61H115V62H113ZM118 61H119V62H118ZM124 61H125V62H124ZM133 61H134V62H133ZM143 61H144V62H143ZM157 61H158V62H157ZM160 61L163 62V63L161 64ZM56 62H57V61H56ZM59 62H61V61L58 59V62H57V63H59ZM97 62H98L99 64H98ZM135 62H137V64H135ZM138 62H139L140 64H139ZM141 62H142V64H141ZM152 62H154V63H152ZM75 63H76V62H75ZM95 63H96V64H95ZM104 63H105V64H104ZM109 63H110V65H109ZM112 63H116V64H112ZM132 63H133L134 66L137 65V67H138V68H136V69H133V71H132V69H131V68H134V66L132 65ZM148 63H149V64H148ZM158 63H159V64H158ZM97 64H98V65H97ZM117 64H120V65L117 67ZM121 64H122V66H121ZM138 64H139L140 66H139ZM143 64L146 65V66H144L145 68H147L148 65H150V66L148 67V69H149V72H148V73H141V72H140V69L143 68ZM151 64H152L153 66H152ZM154 64H155L156 66H158V67H155ZM202 64H203V65H202ZM103 65H104V66H103ZM162 65H164V66H162ZM100 66H102V67H100ZM120 66H121V67H120ZM124 66H125V67H124ZM129 66H130V69L128 68ZM131 66H132V67H131ZM159 66H160V67H159ZM161 66H162L163 68H161ZM135 67H136V66H135ZM154 67H155V69H153ZM119 68H120V70H119ZM121 68H122V69L125 68L126 70H125V69L122 70ZM158 68H159V69H158ZM127 69L130 70V71H131V74H133V75H131V74L129 75V72H130V71H128V73H127L128 76H127V74H126ZM151 69H153L155 72H154L153 70H151ZM163 69H164L165 73L167 74V76H166V74H163V73H164V71H162ZM166 69H168V70L166 71ZM118 70H119L120 72L122 71V72H121L122 75L120 74V72H118ZM156 70H157V71H156ZM116 71H117V72H116ZM123 71H124V73H123ZM137 71L140 72L139 75H138ZM169 71H170V72H169ZM194 71H195V70H194ZM194 71H193V72H194ZM134 72L137 73V74H135ZM150 72H151V73H150ZM156 72H158V73H156ZM167 72H168V73H167ZM115 73H116V75H117V78H116ZM171 73H172L175 77L177 76V78H178V77L181 78V76H180L179 73H177V72H174V73L171 72ZM118 74H120V76H118ZM125 74H126V75H125ZM141 74H142V75H141ZM147 74H148V75L150 74V75H149V76H146V79H145L144 77H145V75H147ZM154 74H155V76H154ZM156 74H157V75H158V74H159V75L162 74L164 79L162 78V75H160V76L158 75L159 77L157 76V78H159V79L157 80V79H156ZM175 74H176V75H175ZM123 75H124V76H123ZM198 75H199V76H202L200 80H197V79L200 78ZM125 76H127V77H125ZM130 76H132V77H130ZM141 76L143 77V80H144V81L142 80V77H141ZM12 77H13V76H11L10 78H12ZM118 77H119V78H118ZM120 77H121V78H120ZM124 77H125L126 79H125ZM128 77H129V78H128ZM133 77H134V78H133ZM165 77H166V78H165ZM194 77H195V80H193V78L190 79V83H191V85H192V83L194 82L193 85L191 86V85L188 83V84L190 85V87H191V88L195 87L194 84H195L196 80H197V81H202V82L204 81L203 83H204L205 85L202 84L201 89H203V91L205 90L204 95H206V96H205V98H204V95H203V99H202V100H206V101H207V100H208V101L211 100V101H214V98H212L211 94H210V93H207V92H209V91L207 90V85L210 84L211 82H213V81H214V78H211V76H210V78L212 79V81H211V79L208 78L209 76H204L203 74L201 75V74H199V72H197L196 75H195ZM203 77H204V78H203ZM13 78H15V77H13ZM123 78H124V79H123ZM135 78H136V79H139V80H136ZM140 78H141V81H140ZM151 78H152V79H151ZM153 78H154V79H153ZM207 78L209 79V83H208ZM161 79H162V80H161ZM205 79H206V80H205ZM68 80H71V79H68V78H67V79H65V80L63 81V83H64L65 81L67 82ZM124 80H125V81H124ZM127 80H128V82H127ZM132 80H133L135 83H134ZM135 80H136V81H135ZM151 80H154V82L151 81ZM156 80H157L158 82H157ZM160 80H161V81H160ZM205 81H206L207 83H206ZM66 82H65V83H66ZM129 82H130L131 86H130ZM151 82H152V83H151ZM156 82H157V83H156ZM159 82H160V83H159ZM108 83H109V82H108ZM110 83H111V82H110ZM110 83H109V86H108L109 88H110V86H111V84H112V83H111V84H110ZM161 83H163V84H161ZM66 84H67V83H66ZM126 84L129 85V86L126 87ZM132 84H133V85H132ZM153 84H154V85H153ZM106 85H108V84L106 83ZM155 85H156L157 87H156ZM161 86H164V87L160 89ZM1 87H2V88H1ZM131 87H132V88H131ZM158 87H159V89H158ZM0 88H1V90L3 89V91L0 90V96H2V94H4V91H5V93H6L7 91L4 89L3 86H0ZM154 88H156V89H154ZM172 88H173V90H172ZM204 88H205V89H204ZM60 89H61V90L64 89L63 91L65 92L66 87H65V86L63 87V86H62L61 88H59V91L62 92ZM14 90H15V91H14ZM155 90H156V92H155ZM170 90H171V91H170ZM192 90H193V89H192ZM12 91H13V96H14V95L17 96V95H18L17 93H19L18 91L16 92V89H15V88L12 89ZM206 91H207V92H206ZM1 92H3V93L1 94ZM14 92H15L16 94H15ZM153 93H154V95H153ZM206 93H207V94H206ZM6 94H7V93H6ZM6 94L3 95V96L6 97V96H7ZM83 94H84V93H80V94H78V97L80 98V95H82L81 97L84 98V100H85V96H86V95L83 96ZM210 96H211V97H210ZM5 97H0V98L2 99V100L0 99V102H2L3 104L8 105L7 102H8V100H9V99H8V98H9V95H8V97H6V98H5ZM14 97H15V96H14ZM44 97H45V96H44ZM44 97H43V98H44ZM78 97H77V98H78ZM3 98H4V101H3ZM45 98H47V97H45ZM45 98H44V99H45ZM79 98H78V99H79ZM82 98H81V99H82ZM208 98H209V99H208ZM211 98H212V99H211ZM6 99H8L7 102H6ZM81 99H80V100H81ZM135 99H136V101H135ZM138 99H139V100H138ZM84 100L82 99L81 101H84ZM89 102H90L91 104H89ZM133 102H134V103H133ZM137 102H138V103H137ZM86 103H87V104L84 103L86 106L83 104V105L81 106V108H80L82 112L86 113L85 110H87V112L90 111V112H88V113H91V112L99 111V109H100L99 113L103 114V115H102L103 117H106V118L112 120V122L107 123L109 126H108L107 124H100V123L95 122L96 124H99L98 127H96V124L94 123V126L96 127L97 130L99 129V127H101L99 130L102 129L101 131L105 133L107 140H110L109 142H112V141H111L112 138L108 139L109 137H112V135H113L114 137L117 136V137H115L116 140L119 139V138H118L119 136H120V137H121V136L126 137L125 135L129 136V135H131L130 132H131V129L134 128V125H135V127H136L137 125H138V126L141 125L142 127H143V126H144V127H147L148 125H149V126H152V125L154 124V122H156V119L158 118V119L160 120V117H161L159 114L156 113L155 110H153V109H151V108H148V107H146V106H144V105H142V104L140 105V96H139V95H138L137 98L135 97L134 100L129 101L130 104H128V102L125 103L126 106H127V105H129V106L126 107V106H123V105H124V104H123V105H121V106L117 109V111H114V112L109 111L110 109H108V108L105 107V106H102V105H99V106H98V105H95L91 100H88ZM136 103H137V104H136ZM0 104H1V103H0ZM92 104H93L94 106H93ZM135 104H136V105H135ZM180 104H181V103H180ZM180 104H179V106L182 105L181 107H183L184 109H186V110H184V111H185L184 114H185L186 118H189V116H190V117H191L190 119H192V118L194 117L193 119H196V118H197V121H195V120H193V119H192L193 121L190 120V119H187L188 122H190L192 125H193V122H194V126L190 128L191 131H190V130H187L188 134H190V135L186 134V133H187L186 131L182 132V134L179 135V133H178L175 129H173V128L164 127V128L162 129V133H163V135H164L166 138H168L170 141L172 140V142H174V143L176 142L175 144H179L181 138L184 139V138H189V137H191V136H193V135H194V136L198 135V134H199V132H198V130H199V128H198L199 124H202V123L204 124V123H206L207 121H210V120L212 119V118H211L212 115H211V116H209V115H208V116H207V115H202V116H199V117H201V119H199V117H196V112H195V109H194V105L190 104V106L192 105L191 108H190L189 105H187V108H185L186 105L183 106L184 103H182L181 105H180ZM185 104H186V103H185ZM66 105H68V104L66 103ZM66 105H65V104H62V105H60V107H61V106H66ZM90 105H91L92 107H91ZM3 106H4V105H3ZM83 106H84V107H83ZM100 106H101L102 108H103V107H104V108L101 110ZM133 106H134V107L137 106V107L134 108ZM142 106L144 107V110L147 109L145 112H144V110H142V108H143ZM1 107H2V106H1ZM86 107H87V108H86ZM88 107H89V108H88ZM98 107H99V108H98ZM125 107H126V108H125ZM128 107H129V108H128ZM130 107H133V108L131 109ZM4 108H5V106H4ZM95 108H96V109H95ZM97 108H98V110H97ZM124 108H125V110H126L127 112L124 110ZM139 108H141L140 111H139ZM5 109H6V108H5ZM82 109H83L84 111H83ZM94 109H95V110H94ZM107 109H108V110H107ZM122 109H123V110H122ZM128 109H129V113H130V115L128 114ZM149 109H150V110H149ZM188 109H189V110H188ZM105 110H106V112H105V115H104V111H105ZM132 110L134 111V113H135V112H136V113L134 114V113L132 112ZM135 110H136V111H135ZM152 110L155 112V114H154V112H153ZM0 111L2 112V111H4V109L1 110V108H0ZM54 111H55V110H54ZM101 111H103V112H101ZM124 111H125V112H124ZM137 111H138L139 113H138ZM110 112H111L112 114H111ZM140 112H141V113H140ZM147 112H149V113L152 112V114H149V113H147ZM188 112H189V113H188ZM116 113H117V114H116ZM119 113H121V114L118 115ZM132 113L134 114V115H133L134 117H132ZM146 113H147V115H146ZM192 113H193L194 115H193ZM113 114H114V115H113ZM125 114H126V115H125ZM137 114H138V115H137ZM144 114H145V116H147V118L144 117ZM148 114H149V115H148ZM57 115H58V114H57L56 112H53V114H52V120H54V121L56 122V124H54L55 122L52 121L54 125H59L60 128H61V126H62V128H63V126H66V125H67V126H68V125L70 126V125L74 124V123H73V119H75V116H74L72 119H71L70 117H72L73 115L67 116V117H65V118H64V117H61V118H60V121H61V122H60L59 119H57V117H58L59 115H58V116H57ZM121 115H122V116H121ZM135 115H137L138 117H137V116L135 117ZM153 115H154V116H153ZM156 115H157V116H156ZM110 116H111V117H110ZM119 116H120V117H119ZM140 116L142 117V119H141L142 121L139 120V118H141ZM148 116H149V117H148ZM155 116H156V117H155ZM53 117H54V118H53ZM59 117H60V116H59ZM87 117L90 118L89 116H87ZM122 117H124V118H122ZM127 117H129V118H127ZM130 117H131V118H130ZM209 117H210V118H209ZM212 117H213V116H212ZM66 118H67V119H66ZM69 118H70V119H69ZM148 118H150L149 121L147 120ZM151 118H152V119L156 118V119H154V121H153ZM63 119H65L66 121L63 120ZM68 119H69V122H67ZM117 119H118L119 121H117ZM120 119H121V120H120ZM132 119H133V120H132ZM158 119H157V121H159ZM198 119H199V120H198ZM203 119H204V120H203ZM62 120H63V121H62ZM71 120H72V122H71ZM124 120H125L126 122H125ZM130 120H131V121H130ZM138 120H139V124H138ZM151 120H152V122H151ZM201 120H202V121H201ZM57 121H59V122H57ZM115 121H116V122H115ZM135 121H136V122H135ZM146 121H147L148 125L145 123ZM62 122H63V124H62ZM114 122H115V123H114ZM120 122H121V123H120ZM130 122H131V123H130ZM142 122H143V123H142ZM58 123H59V124H58ZM70 123H71V124H70ZM112 123L114 124V126L116 125L115 127H117L118 124H119L118 127H120V130H119L118 127H117V128H114V126H113ZM117 123H118V124H117ZM125 123H126V124H125ZM141 123H142V124H141ZM60 124H61V125H60ZM110 124H111V125H110ZM128 124H129V125H128ZM143 124H144V125H143ZM145 124H146V126H145ZM196 124H197V126H196ZM102 125L104 126V128H108L107 130H109V129H115V130H116V129H117L118 132H117V130L115 131V132L117 133V135H116V134H115V135L112 134V133H113L112 130H109V131H111V132H110V134L108 135L107 130H106V129H103ZM123 125H124V126H123ZM126 125H127V126H126ZM130 125H132V126H130ZM110 126H111V127L113 126V128H110ZM141 126H140V127H141ZM130 127H131V128H130ZM195 127H196V128H195ZM38 128H39V126H36L35 129H38ZM124 128H125V129H124ZM167 128H168V129H167ZM77 129H78V131H80L81 133L78 132L77 130H75V131H73V133L70 132L71 134H70V133H69V134L67 133L68 135H67V134H64L65 137H62V140H61L62 143H63V145H64L65 142L68 141V139H71V137L73 138V137L75 136V137L73 138V139H75V138L80 137V134H81V136L84 134V133H83V132H84V131H83L84 129H82L81 126H79ZM79 129H82V130H79ZM121 129H122V131H123V130H124V131L122 132ZM129 129H130V130H129ZM197 129H198V130H197ZM103 130H105V131H103ZM127 131H128V132H127ZM129 131H130V132H129ZM192 131H194L195 134H194V132H192ZM75 132H76V133H75ZM121 132H122V133H121ZM124 132H125V134H124ZM165 132H167V134H165ZM171 132H172V134H171ZM74 133H75V134H74ZM78 133H80L79 136H76V135H78ZM128 133H129V134H128ZM73 134H74V135H73ZM111 134H112V135H111ZM120 134H121V135H120ZM169 134H170V135H169ZM183 134H184V135H183ZM66 135H67V136H66ZM70 135H71V136H70ZM72 135H73V136H72ZM110 135H111V136H110ZM167 135H168V136H167ZM29 136H31V135H29ZM29 136L27 135L26 138H25V136H24L23 139H26V141L23 140V142H25V143H28V141H29V142H32V141H30V138L32 139L33 136H31V137H29ZM108 136H109V137H108ZM194 136H193V137H194ZM27 137L29 138L28 141H27ZM49 137H50V136H49ZM66 137H67L68 139H67ZM124 137H121V138H124ZM171 137H172V139H171ZM178 137H179L180 139H179ZM64 138H66V139L64 140ZM121 138L119 139V142H120ZM17 139H19V138H17ZM48 139L50 140L51 137H50V138H47L46 140H44V141L42 142V144L44 145V147H42V148H45V147L47 146L46 148L48 149L49 146H50V148H49L50 150H48V151H49V152L51 151L50 153H54L53 151H57L56 149H58V148H55L54 145H52ZM176 139H177V140H176ZM47 140H48L49 143L46 142ZM112 140H114V138H113ZM116 140H114V141H115L114 143H116ZM122 140H123V139H122ZM122 140H121V141H122ZM45 142H46V143H45ZM117 142H118V141H117ZM157 142H158V141H157ZM205 142H206V144H207L208 146H210V145H211V146H214V145L219 146L218 143H213V140H212L210 137H209V138L207 137ZM211 142H212V144H211ZM112 143H113V142H112ZM114 143H113V144H114ZM150 143H153V141H152V142H151V141H150V142H149V141L147 142V144H150ZM42 144H40V142H39V145L43 146ZM45 144H48V145H45ZM49 144H51L52 147H51V145H49ZM145 144H146V143H145ZM39 145H38V146H39ZM63 145H58V146H63ZM41 146H40V147H41ZM55 146H56V145H55ZM171 146H174V144L171 145ZM175 146H176V145H175ZM53 147H54V149H53ZM47 149H46V150H47ZM51 149H53V150H51ZM108 149H110V151L113 150L115 153H114L113 151H111V152L109 151V155H108ZM138 149H140V150L138 151ZM141 150H142L141 148H136V151H134V152H136L135 154H137V155H141V156L144 157V155H145L146 153H145L144 150H142V152H140ZM106 151H107V152H106ZM106 151H105V152L107 153L106 157H107V156L109 157V156L114 155V156H112V157L115 158L116 155H117L116 153L119 154L117 148H113V147H111V148H107ZM112 152H113L114 154H113ZM110 153H111L112 155H111ZM143 153H144V155H143ZM112 157H109V158H108L110 162L106 160L107 158H105L106 162H105V161H104V162H105V163L108 162L107 164H110L111 161L113 160ZM111 159H112V160H111ZM103 160H104V159H103ZM46 164H49V163L47 162ZM50 164H51V163H50ZM51 166H52V165H51ZM55 166H56V168H55ZM57 166H58V165H55V164H54L53 167H51V170H50V173L53 172V174H56L57 177H56V175H53L52 173H51L50 175H51L52 177L55 176V179L58 178L57 181H59V177L61 176V177H63V178H66V177L68 176V175H67L68 172L65 170V168L63 169V167H61V168H62V170H61V168H60L59 166H58V167H57ZM52 169H53V170H52ZM54 170H55V171H54ZM57 170H59V171H58L59 173L56 172ZM61 171H63V173H62ZM64 171H65V172H64ZM55 172H56V173H55ZM59 174H60V176H59ZM61 174H62V175H61ZM64 174H66V175L64 176ZM63 178H62V179H63ZM60 179H61V178H60ZM62 179H61V180H62ZM61 180H60V181H61ZM58 183H59V182H58ZM58 183H57L56 185H58ZM53 186H54V185H53ZM53 186H50V188L48 187L49 190L46 189L47 187H46L45 189L48 190V191H50L51 189L54 190V189H53V188H54ZM51 187H52V188H51ZM52 190H51V191H52ZM8 208H9V206H8ZM14 209H15V208H14ZM103 230H104L105 232H104ZM102 231H103L104 233H106V234H107V232H108L107 229H102ZM108 233H110V232H108ZM107 239H109V238H107ZM259 261H260V263L264 264V260H261V259H260Z\"/></svg>",
  "mask_w": 264,
  "mask_h": 264
},
{
  "label": "clouds",
  "instance_id": "9594fccd",
  "mask_svg": "<svg viewBox=\"0 0 264 264\" xmlns=\"http://www.w3.org/2000/svg\"><path fill=\"white\" fill-rule=\"evenodd\" d=\"M124 239L127 241H131L135 239V233H125ZM133 252H135V259L129 260L128 264H147V260L151 257L152 249L150 244L143 248L142 251L138 250V246L136 249H133Z\"/></svg>",
  "mask_w": 264,
  "mask_h": 264
}]
</instances>
